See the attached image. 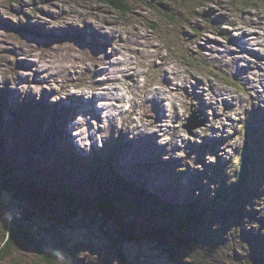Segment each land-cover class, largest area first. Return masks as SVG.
<instances>
[{
  "label": "rangeland",
  "instance_id": "1",
  "mask_svg": "<svg viewBox=\"0 0 264 264\" xmlns=\"http://www.w3.org/2000/svg\"><path fill=\"white\" fill-rule=\"evenodd\" d=\"M123 3L0 0V171L22 191L8 221L20 239L47 229L77 264H264V123L246 113L264 116V0ZM246 154L247 188L186 231L178 209L135 194L224 198ZM113 173L128 191L106 223ZM117 227L135 242L112 248L102 231ZM26 245L0 264H33Z\"/></svg>",
  "mask_w": 264,
  "mask_h": 264
},
{
  "label": "trees",
  "instance_id": "2",
  "mask_svg": "<svg viewBox=\"0 0 264 264\" xmlns=\"http://www.w3.org/2000/svg\"><path fill=\"white\" fill-rule=\"evenodd\" d=\"M15 1H17V0H13V2H15ZM104 1L109 7L114 9L120 15L126 14V6L124 5V3L120 4V0H104ZM74 158L77 161H74L72 163H74V164L78 163L79 157L78 158L74 157ZM95 160L96 161L93 164L95 167L98 168V166L101 165L103 161L99 160L98 157L95 158ZM248 162H249V158H248L247 154L244 155L243 157H241L240 169L238 171V174L235 176V182H234V184L230 185L231 188L236 189V192H240V190L245 187V185L249 182V180L251 178V173H250L251 170L248 167ZM6 175H7L6 172L0 171V229L4 233L8 232L7 239H5V241L3 242V244L0 247V262L4 261L6 259L10 249H12V248L15 249L16 247L28 248V246L26 245V244H28L29 248H30L29 250H32L35 254V259L33 261V264H66V263H61V262L57 261L55 255L50 250L60 251L62 256L68 261L67 264H77L76 259L73 258L70 254H68L66 249L63 248V246H61L60 248H58V246L57 247H55V246L50 247L49 246V244L45 238V233L47 232V229L43 232V229H41L39 227L38 230L36 231L35 238H32V239H28L25 237L20 239L19 237H17L18 231L16 229L15 222H13L12 220L8 221V218L11 215H14V212L9 211L8 208L6 207V204H7L8 199L10 200L9 196H12L13 197L12 199L14 201H16V200L21 201L22 200V191H20L19 189L13 190L14 187L10 184V182H8ZM8 176H9V174H8ZM112 177H113V180L111 181V190L113 191L112 196H110V194H109L110 189L102 190L104 197L103 198L100 197L99 199H102L103 202L101 204L97 205V207L100 206V210H102L100 212H101L102 216L104 217V220L106 221V223L112 221L111 218L109 217V215L112 216L115 213V210H117L119 204L121 203L120 198L125 197L127 195V191H128L127 185L120 182L118 177L115 178V175H112ZM96 178H98V177L95 175V177L93 178L94 181L90 184L93 187L96 184V181H97ZM141 190H139V189L136 190L135 194L138 195V193L141 192L144 196L146 194L151 199H153L154 204H156V205L165 204V205H163V207H161L159 205L160 208L166 209L165 206H167V208H168L167 210L178 209V212H180V214H179V219L177 220V222L179 221L180 227H176V230L183 232V231H186V230H184V228L185 229L192 228L194 225H196L198 223L197 217H195L193 215V212H192L193 210L195 211V208L197 207L196 201H194L193 203H187L184 206H180L179 204H176L175 207H172L168 203H165L163 200H161V199L159 200V196H157L156 193L150 195L148 191H146V190L141 191ZM221 191H223V196H224L225 195L224 189L220 190V192ZM219 197H221V196H218L217 198H212L206 204V207L210 212L218 209V207H219V205L223 199V197H221V198H219ZM135 201H136V203H135ZM135 201H132L134 206L140 207L139 203H138L139 201L138 200H135ZM141 204L144 205L143 202H141ZM153 212H155L154 209H153ZM154 215H156V214H154ZM70 219H71V217H70ZM68 221H69V219H68ZM184 224H188L189 226H185ZM28 227H31V226H28ZM170 229H171V227H168L166 229V232H170ZM124 232L125 231L121 227H117L114 230V234L116 235V238H113L108 233L102 231L103 235H105V239L108 241V243H110V246L114 249H116V247H117V248H119V250L122 248L123 245L128 244L130 242H135V238L132 236L134 234L126 235V234H124ZM118 255H119L118 258L120 260V263L126 264L124 255L121 252H120V254L118 253ZM171 262L173 264H177V261L175 259L172 260Z\"/></svg>",
  "mask_w": 264,
  "mask_h": 264
},
{
  "label": "bare ground",
  "instance_id": "3",
  "mask_svg": "<svg viewBox=\"0 0 264 264\" xmlns=\"http://www.w3.org/2000/svg\"><path fill=\"white\" fill-rule=\"evenodd\" d=\"M258 111H259V109H258ZM258 111H257V112L255 111V112L252 113V117L254 118L255 121H256V118L259 117V114L262 112L261 110H260V112H258ZM144 127H145V126H144ZM72 154H77V153L72 151ZM74 156L77 157L76 155H74ZM8 174H9V173H8ZM4 218H5V217H4ZM130 255H131V254H130Z\"/></svg>",
  "mask_w": 264,
  "mask_h": 264
}]
</instances>
